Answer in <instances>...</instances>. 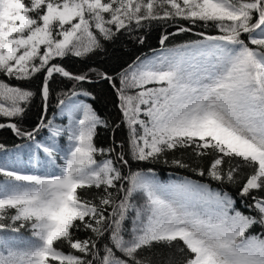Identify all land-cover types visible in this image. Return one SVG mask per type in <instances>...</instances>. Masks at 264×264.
<instances>
[{
  "label": "snow or ice",
  "instance_id": "1",
  "mask_svg": "<svg viewBox=\"0 0 264 264\" xmlns=\"http://www.w3.org/2000/svg\"><path fill=\"white\" fill-rule=\"evenodd\" d=\"M0 118V264H264V0H0Z\"/></svg>",
  "mask_w": 264,
  "mask_h": 264
},
{
  "label": "trees",
  "instance_id": "2",
  "mask_svg": "<svg viewBox=\"0 0 264 264\" xmlns=\"http://www.w3.org/2000/svg\"><path fill=\"white\" fill-rule=\"evenodd\" d=\"M126 44L127 48L123 45H121V51L125 53L124 58L127 59L128 55H132L133 53L135 55H140L141 52L149 53L150 48L152 47H158V34L155 30H150L148 37L146 38L145 44L143 46L141 45H133L131 41H128L126 38ZM134 58V57H133ZM115 67V64L112 65ZM99 92L100 89H97ZM105 96H107V89L104 90V95L101 96L100 100L94 103V107L98 110L99 114L106 118H112L115 116V110L112 108V105L110 103H107L105 100ZM47 115L49 118H54V122L59 124L61 122L67 123V118L61 117L58 113L56 102H55V95L50 98L49 105H48V112ZM2 119V118H0ZM35 108L32 109V113L30 115L29 120L25 123L26 128H30L33 121H35ZM110 134L104 130H101L98 135L97 142L100 144H104L106 142H110ZM117 137L120 138V133L117 132ZM40 137H38L39 139ZM0 143L6 144L7 147L10 149L12 148L13 143H20V141L10 132V130H4L0 129ZM0 155H2V152H0ZM27 155L24 156L25 164L23 167L25 170H30V166L27 164ZM154 170L156 172V175L159 180L162 182H166L169 180L170 176L169 173H174L176 170L170 169L165 167L164 165H155ZM181 175H189L192 179H199V177L192 176L190 173H184L181 172ZM172 179H175V176L173 175L171 177ZM215 187V185H213ZM232 194L235 196V192L233 191ZM237 201L239 200V197H236ZM239 206V205H238Z\"/></svg>",
  "mask_w": 264,
  "mask_h": 264
}]
</instances>
